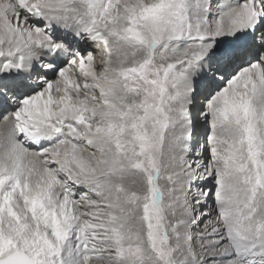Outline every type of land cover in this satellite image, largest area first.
Listing matches in <instances>:
<instances>
[{"label": "snow or ice", "instance_id": "6c2138e0", "mask_svg": "<svg viewBox=\"0 0 264 264\" xmlns=\"http://www.w3.org/2000/svg\"><path fill=\"white\" fill-rule=\"evenodd\" d=\"M0 264H264V0H0Z\"/></svg>", "mask_w": 264, "mask_h": 264}]
</instances>
